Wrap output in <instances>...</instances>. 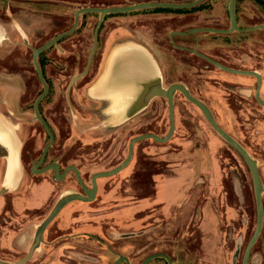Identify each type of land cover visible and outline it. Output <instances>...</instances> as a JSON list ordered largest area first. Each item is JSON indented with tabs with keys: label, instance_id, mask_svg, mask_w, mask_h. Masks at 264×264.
Returning a JSON list of instances; mask_svg holds the SVG:
<instances>
[{
	"label": "rangeland",
	"instance_id": "374dc122",
	"mask_svg": "<svg viewBox=\"0 0 264 264\" xmlns=\"http://www.w3.org/2000/svg\"><path fill=\"white\" fill-rule=\"evenodd\" d=\"M16 1H18V7L23 10L29 11L33 7L31 2H35L34 5H37L38 9L43 6L54 10V19L58 13L61 14V12H56L59 9L68 10L69 21L67 20L65 23L66 26L63 28L65 31L72 27L74 14L78 8L124 6L149 0ZM153 1L183 3L191 0ZM207 2H209L208 5L214 4L215 12H222L227 7V0H209ZM201 8L198 12H206V4ZM136 12L139 13L122 14L120 17L121 24L129 25L132 23L133 25L137 15L145 11L140 9ZM36 13L37 18H41L42 12ZM31 19H36V17ZM88 19L89 22L94 23L96 15L89 14L86 17V22ZM54 25L53 31L56 34L59 29L55 23ZM93 30L92 27H81L67 36L65 41L60 44L67 46L69 52L59 53L58 57L55 58L56 63L53 64L52 69H49V74L53 75V87L57 92L51 103H44L43 111L56 129L57 134L54 145L50 148L51 159H60L64 166L68 164L80 166L86 172L87 179L94 172L108 170L122 162L127 156L130 140L134 136L149 131L164 136L169 129L167 107L164 125L158 124L156 121L153 122L151 119L152 122L147 123L145 119L139 123H135L133 120L119 127L106 126L104 128L101 121L105 110L102 111L101 120H97L96 114H99L100 111L95 105L88 104L87 93L79 92L84 85L95 77L100 67V54L96 50L87 74L80 76L88 64L93 48ZM133 31L155 50L163 62V53L154 43L155 38L151 32L144 29L140 30L141 33L137 28H134ZM23 35L25 42L19 43L16 47L11 45L10 48L13 51H11V55L7 56L20 58L9 61L5 57L4 61L11 64L6 70H3L5 75L10 77L6 80V85L14 86L16 84L18 86L20 84L19 87L23 90L29 86L40 89L42 85L35 75L31 60L32 49L27 48L24 44L29 42L32 34L26 32ZM121 35L123 34L114 35L111 43L120 39ZM50 37L51 35L48 36L49 39ZM32 42L36 44L35 36ZM2 56H4L3 52L0 57ZM0 60L3 59L0 58ZM19 70H22V80L20 81L13 76ZM169 73L168 84L175 80L173 68L169 69ZM77 75L79 77L71 85L72 78ZM70 85L71 88L69 89ZM68 89L70 90V105L73 104L76 107L74 113L70 106H66L65 94L68 93ZM77 91L78 94L75 93ZM34 99L35 97L32 96L24 97L23 108L19 106V101H17L14 107L15 114L12 115L17 126L15 129L24 143L23 154L26 177L29 183L34 179L49 178L51 175V172L38 174L31 171L32 164L38 159L37 154L48 141L46 130L35 118L32 109ZM188 106L192 107L190 104ZM60 111L65 113L67 118L65 123L62 122L64 121L62 115L57 114ZM55 114L57 116H54ZM91 115L93 117H90ZM148 115L151 116L152 113ZM86 116L90 118L88 121L84 120ZM81 121L85 123L82 124ZM175 121L176 129L169 140L157 142L149 138L138 141L134 146V154L130 163L122 171L98 179L96 199L93 202L78 200L70 203L65 215L67 216V212L71 211L72 208H82L83 210L99 208V216L93 218L91 222L99 225L96 232L100 234L104 232L107 237L117 241L119 253L129 252L131 248L128 245L132 242L134 253L142 246L147 245L142 250L144 253L165 252L171 254L175 264H207L208 250L211 248L210 240L216 239L217 234L221 233L227 217L240 216L234 208L220 206V201L224 200L229 205L237 206L239 199H242L239 181L243 177L248 190L247 199L254 202L253 180L245 160L212 128L200 111L175 112ZM76 124H81L80 127L83 126V129L80 128L79 134L74 132L72 128ZM250 147V149L256 148V146ZM2 152L4 150L0 147V154ZM32 154L37 156L35 160H30ZM224 154L229 158L223 159L221 155ZM251 154L259 164L264 187V158L260 159L253 152ZM51 159H48L47 162H50ZM2 169L3 165L1 164L0 173ZM70 180L69 182L58 183V186L67 184L71 187L76 185L72 179ZM212 183L215 185L213 191L211 190ZM233 184L236 187L235 192L232 190ZM222 185H225V189L228 190L227 194L223 195ZM74 191L78 192L79 190L70 188L62 196ZM18 194L22 195L16 192H7L0 197V258L6 262H15L20 259L26 253L27 243L30 242L25 241L22 247L17 245L18 233L25 231V228L26 230L27 228L30 229V220L34 212L29 209L22 212L23 205L19 202L18 207H14L13 197L18 196ZM221 195L225 198H221ZM61 197L54 196L49 203H56ZM253 216H256L255 209ZM91 218L81 216V221L78 223L83 224L85 228H92V226L87 225ZM110 226L113 228L110 229ZM38 249L25 264H61L59 259H63L62 250L50 255L47 250H44V247L42 251ZM104 251L103 248L101 264H113L116 256L113 255L109 260V257H104ZM144 258L145 255H135L133 263L140 264ZM41 259L44 261L40 263ZM150 264L164 263L156 258Z\"/></svg>",
	"mask_w": 264,
	"mask_h": 264
},
{
	"label": "flooded vegetation",
	"instance_id": "af4514ba",
	"mask_svg": "<svg viewBox=\"0 0 264 264\" xmlns=\"http://www.w3.org/2000/svg\"><path fill=\"white\" fill-rule=\"evenodd\" d=\"M229 2L230 0H227V7L222 12H215L213 4L209 5L207 12H150L138 14L133 25L132 23L124 25V23L121 24L120 21L121 15L129 12L106 14L102 19L100 14L96 13L97 15L94 23L89 22V19L88 22H86L87 16L84 17L83 13L80 15L76 30L81 27H92L94 29V40L95 33H97L96 50H98L100 54L99 64L105 53V40L109 32L123 26H127L131 31L134 28L142 30L146 29L147 32L150 31L155 38L154 43L157 45L160 52L163 53L164 61L162 62L159 58L164 73L163 85L167 87L175 82L184 84L194 97L201 100L209 108L215 121L224 130L241 143L250 154L253 152L261 159L264 158V4H262L260 0H236L234 12L236 24L233 25L232 15L231 12H229ZM0 4L2 5L0 8V56L2 55V52L4 54V56L0 57L3 59L0 60V107L6 108L7 111H15L14 107L16 106L15 103L17 101H19V106L23 108L24 97L32 96L35 97L32 106V109L34 110L36 99L45 90L34 64V49L39 48L55 36L72 28L71 27L65 31L63 30L66 26L65 23L68 20V10L59 9L56 12H61V14L58 13V16L54 19V10L43 6L38 9V6L34 5L36 4L35 2H31V6L33 7L29 11L18 7V1L16 0H0ZM36 12H42V15L40 16L41 18H37L38 16ZM34 17H36V19H31ZM54 23L56 24L57 29H59L56 34H54L53 31L55 27ZM32 29L34 30L32 31ZM24 30L27 33L32 34L29 38V42L24 44L27 48L32 49L31 60L34 66L35 75L42 85V88L40 89L29 86V88L27 87L23 90V88L19 87L20 84H18V86L16 84H14V86L6 85V80L10 77H7L3 70H6L11 64L4 60L6 59L5 57L11 55V51H13V49L10 48L11 45L16 47L19 43L25 42V40H23V34L26 33ZM143 33H145V31ZM49 35H51L50 39L48 38ZM69 35L59 39L57 44H52L46 48L37 58L44 79L49 86L47 94L40 102L39 112L52 128L55 135L54 142L57 137L56 129L43 112L44 103H51L53 96H55L57 92L53 87V75L49 74V69H52L53 64L56 63L55 58L58 57L59 53L64 54V52H69L67 46L60 45ZM34 36L36 44L32 42ZM19 58L7 57L9 61ZM170 68L174 69L175 80L168 84L167 80L168 74H170ZM84 70L82 72H84ZM21 71L22 70H19L13 75L19 81L22 80ZM87 72L85 74H87ZM71 85L69 86V89L71 88ZM83 87L79 92H82ZM69 89L68 93L66 92L65 94V102L66 106H70V109L73 112L76 107L73 104L72 106L70 105ZM79 92L77 91L75 93L78 94ZM158 97L159 98L156 99L157 101H153L151 104L147 116L153 122H160L162 123L161 125H164L165 110L166 107L168 108V101L166 97ZM189 104L192 105V107L188 106ZM174 106V111L178 113L192 110H198L202 113L201 109L188 100L180 90H177L174 94ZM150 113H152L151 116L148 115ZM57 114L62 115L64 119V121H62L63 123L67 121L65 113L60 111ZM57 114L54 116H57ZM18 118L21 119L20 117ZM48 142L49 136L47 143ZM54 142L51 147L54 145ZM250 146H256V148L250 149ZM23 148L24 143L22 142L24 174L20 185L16 190L12 191V193L16 192L23 195L18 194V196L16 195L13 197L14 207L17 208L19 202L23 205L22 212L27 211L26 209L34 211L30 220V229L28 230L27 228L26 230L25 228V231L19 232L16 238L19 247H22V244L25 241H30L29 244L27 243V249L25 248V254H27L37 238V230L41 220L43 221L50 214L58 202L49 203L50 199L54 196L61 197L63 193L68 192L70 188L77 189L79 190L78 192L81 193H84V189L73 169L65 172L66 168L73 164L64 166L60 162V159H51L52 152H50V148L47 151L43 163L37 166V169H41L53 162H57L60 165L59 174L52 168L38 173L45 174L51 172L49 178L44 177L40 180L34 179L29 183L26 177ZM43 148L37 154V161L32 164V172L34 165L41 159ZM234 149L243 158L239 151L236 148ZM36 157L32 154L30 160H35ZM221 157L223 159L229 158L225 154L221 155ZM48 159H51V161L47 162ZM45 162L47 163L43 166ZM76 167L78 168L85 184L91 188L92 175L95 172L89 179H87L86 172L83 171L80 166ZM57 176H61V178H58ZM70 179H72L76 185L71 187H69V185L67 186V184L65 186H58V183L65 181L69 182L71 181ZM239 184L242 199H239L237 206L234 207L229 205V203L224 200L220 201V206L234 208L238 211L240 216L227 217L224 223L225 227L222 229L221 233L217 234L218 237L216 239L210 240L211 248L208 250L207 264H264V197L262 194V229L255 241L251 243L258 223L256 200L252 202L247 199L248 190L243 177L239 181ZM212 185L211 190L213 191L215 185L213 183ZM44 186H46L48 193L44 198H41L39 192ZM222 188L224 189L222 192L223 195L227 194L228 190L225 189V185H222ZM232 188L235 192V184H233ZM27 193L32 194L30 200L27 199ZM223 195H221V198H225ZM70 203L65 205L45 227L42 239L38 246L41 248H37L39 251H42L44 247V250H47L50 255L62 250L63 252L61 256H63V259H59L61 264H101L103 248L105 250L104 257H109L110 260L113 255L116 256L114 263L119 256L127 257L130 264H134L133 260L135 255H145L142 262L148 256L153 254L164 253L170 256V258L172 257L171 254L165 252L144 253L142 250L146 248L147 245L142 246V248L134 253L132 250L134 244L132 242L128 245V247L131 248L129 252L125 254L119 253L117 251V241L107 237L104 232H102V234L96 232L99 225L91 222L93 218L99 216V208L91 210L72 208L71 211L67 212L66 216L65 214L68 210L67 206ZM254 209L256 211V216H253ZM81 216L92 217L87 224L92 226V228H85L83 224L78 223L81 221ZM109 228L112 229L113 226H110ZM156 258H159L164 264L167 261L165 257L159 255L152 258L148 264ZM171 260L173 261V264H175L172 258ZM43 261L44 260L41 259L40 263ZM120 264L127 263L123 260Z\"/></svg>",
	"mask_w": 264,
	"mask_h": 264
},
{
	"label": "crops",
	"instance_id": "0c3cea01",
	"mask_svg": "<svg viewBox=\"0 0 264 264\" xmlns=\"http://www.w3.org/2000/svg\"><path fill=\"white\" fill-rule=\"evenodd\" d=\"M140 30L142 29H139V32H141ZM119 34H123L121 38L111 43L112 37ZM104 52L95 77L82 90L87 93L88 104L95 105L100 111L99 114H96L97 120H101L102 111L105 110L101 121L104 128L106 126L119 127L133 120L135 123L145 119L147 123L152 122L147 113L153 101H157L156 99L159 97L149 99V94L153 86L164 84L163 67L155 50L139 38L133 30L123 26L108 33ZM14 112L0 107V147L4 150L0 155V165H3L0 173V188L4 185L12 186L13 190L9 192L17 189L24 174L22 139L16 131L17 126L13 121ZM85 119L88 121L90 118L86 116ZM81 123L85 122L81 121ZM158 124L161 123L158 122ZM79 125L81 124L72 127L73 131L78 134L81 131L80 128L83 127ZM13 133L16 134L18 142L13 140ZM15 149L19 151L22 172L18 184L14 182L16 181L15 170H18L14 160ZM47 193L48 190L44 186L40 190L39 196L44 198ZM31 195V193H27V199L30 200Z\"/></svg>",
	"mask_w": 264,
	"mask_h": 264
},
{
	"label": "water",
	"instance_id": "95a60500",
	"mask_svg": "<svg viewBox=\"0 0 264 264\" xmlns=\"http://www.w3.org/2000/svg\"><path fill=\"white\" fill-rule=\"evenodd\" d=\"M203 1L204 0H191V1L183 2V3L164 2V1H145V2H136V3L128 4V5H124V6L81 7V8H78L75 12L74 24L70 30L65 31L64 33H61V34L55 36L54 38H52L51 40L46 42L44 45L40 46L39 48L34 49V53H33L34 64H35V67L38 71L41 82L43 83V86L45 88L44 92L35 101L34 112H35V118L43 125V127L47 131V134L49 136V142L43 148L41 159L39 160L38 163H36L34 165L33 172L41 173V172H44V171H47V170L53 168L59 174V170H60V165L57 162H53V163H51V164H49V165H47L41 169H37V166H39L40 164L43 163L45 156L47 154V151L51 147V145L53 144L54 139H55V135H54L52 128L50 127L48 122L45 120V118H43V116L39 112L40 102L42 101V99L47 94V92L49 90V86L47 85V83L44 79L43 73H42L40 65L38 63V60H37L38 55L42 51H44L46 48L51 46L52 44H57L58 40L61 39L62 37L69 35L72 32H74L78 26L80 15L83 13H88V12L99 13L100 17L102 19V17L104 15L110 14V13H125V12H131V11L144 9V8H151V7H168V8L185 9V8L193 7V6L199 4ZM235 3H236V0H230V2H229V12H231V15H232L233 25L236 24L235 16H234ZM96 45H97V33H95V40H94L93 48H92V51H91V54L89 57L88 65H87L86 69L84 70V72H82L80 74V76H83L87 72V70L91 64V59L93 57V54L96 50ZM78 77H79L78 75L73 77L71 84L73 82H75V80ZM177 90H180L181 92H183V94L185 95V97L188 100H190L191 102L196 104L201 109L203 115L208 120V122L213 126V128L229 144H231L234 148H236L239 151V153L243 156V158L245 159V161H246V163H247V165L251 171V175H252V179H253V186H254L255 200H256V205H257V218H258L257 227L255 230L253 239L251 241V243H253V241H255V239L260 234L261 229H262V223H263V198H262V194H263L264 187H263V182H262L260 172H259V168H258V162L254 157L251 156V154L247 151V149L241 143H239L233 136H231L226 130H224L215 121V118H214L212 112L209 110V108L201 100L194 97L184 84L175 82V83L170 84L167 87H165L163 84L155 85V86H153V88L151 89L150 94H149V99L156 97V96H162V97L167 98L168 116H169L168 132L164 136H160L154 132H147V133H143V134H139V135L134 136L130 140L128 154H127L126 158L113 168H110V169L104 170V171L95 172L92 175V187L91 188H89L85 184V182L83 181V179L80 175L78 168L75 165L68 166L66 168L65 172H67L70 169L74 170V172L76 173V176L78 177L80 183L82 184V187L84 189V193L69 192V193L65 194L64 196H62L58 200V202L56 203V205L54 206V208L52 209L50 214L40 223L38 230H37V238H36L35 242L33 243V245L31 246V248L29 249V251L27 252V254H25L23 257H21L20 259H18L15 262H6L0 258V264H25L28 260H30L33 257L36 249L39 246V243H40V240L42 239V235H43V232L45 230V227L58 214V212L65 205H67L68 203H70L72 201H78V200L79 201H85V202L93 201L96 198V194H97V190H98V179L102 178V177L112 176V175H115V174L119 173L120 171H122L130 163V161L133 157V154H134V146L138 141H141L144 139H149V138H151L157 142H165V141L169 140L172 137V135L176 129L175 111H174V108H175V106H174V94ZM12 135H13V137H12L13 140L17 141L16 134L13 133ZM15 150H16V152H15L14 160H15V164H16L18 170H15L16 181H14V182H15V184L16 183L18 184L20 179H21L22 172H21V165H20V159H19V151H18V149H15ZM57 177L61 178V176H57ZM11 190H13L12 186H8V185L2 186L0 188V197L4 193H7ZM159 255L165 257L168 261V264H173V261L171 260L170 256H168L167 254H164V253L150 255L141 264H148V262L152 258L159 256ZM123 260L127 264H130L129 259L125 256H119V258L115 261L114 264H120Z\"/></svg>",
	"mask_w": 264,
	"mask_h": 264
},
{
	"label": "trees",
	"instance_id": "16d2710c",
	"mask_svg": "<svg viewBox=\"0 0 264 264\" xmlns=\"http://www.w3.org/2000/svg\"><path fill=\"white\" fill-rule=\"evenodd\" d=\"M209 0H204L203 2L193 6V7H190V8H185V9H182V8H168V7H151V8H144L142 9L143 11L145 12H140L141 14L143 13H150V12H175V13H185V12H198V10L201 8V7H204V5L206 4V12L208 10V3L207 2ZM260 2L262 4H264V0H260ZM202 9V8H201ZM130 13H139V12H130ZM97 15L96 13H84L83 16L86 17L87 15ZM80 29V28H79ZM78 29V30H79ZM168 119H169V116H168ZM150 132V131H149ZM147 133V132H146ZM48 136V134H47ZM166 264H168V262L166 261Z\"/></svg>",
	"mask_w": 264,
	"mask_h": 264
}]
</instances>
